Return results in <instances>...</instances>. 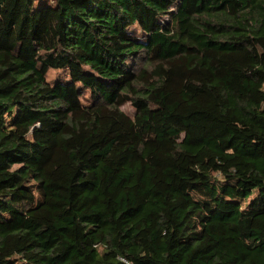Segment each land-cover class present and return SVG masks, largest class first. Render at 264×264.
Here are the masks:
<instances>
[{"label": "trees", "instance_id": "obj_1", "mask_svg": "<svg viewBox=\"0 0 264 264\" xmlns=\"http://www.w3.org/2000/svg\"><path fill=\"white\" fill-rule=\"evenodd\" d=\"M0 264H264V0H0Z\"/></svg>", "mask_w": 264, "mask_h": 264}, {"label": "rangeland", "instance_id": "obj_2", "mask_svg": "<svg viewBox=\"0 0 264 264\" xmlns=\"http://www.w3.org/2000/svg\"><path fill=\"white\" fill-rule=\"evenodd\" d=\"M57 74H60V73H57ZM57 74H54L53 72H50L48 74V78H52L53 76L55 77ZM84 102L86 99H83ZM86 103V102H85ZM122 110L127 114L129 115L130 117L134 114V110L133 108L130 106V104H126L124 106H122Z\"/></svg>", "mask_w": 264, "mask_h": 264}]
</instances>
